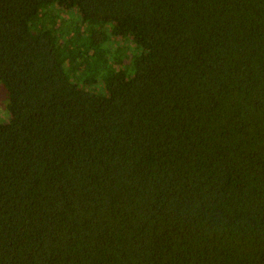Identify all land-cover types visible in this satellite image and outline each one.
I'll list each match as a JSON object with an SVG mask.
<instances>
[{
    "label": "trees",
    "instance_id": "obj_1",
    "mask_svg": "<svg viewBox=\"0 0 264 264\" xmlns=\"http://www.w3.org/2000/svg\"><path fill=\"white\" fill-rule=\"evenodd\" d=\"M0 83V264H264V0H0Z\"/></svg>",
    "mask_w": 264,
    "mask_h": 264
},
{
    "label": "rangeland",
    "instance_id": "obj_2",
    "mask_svg": "<svg viewBox=\"0 0 264 264\" xmlns=\"http://www.w3.org/2000/svg\"><path fill=\"white\" fill-rule=\"evenodd\" d=\"M67 15V14H66ZM114 46V45H113ZM134 46L132 42H126V44H115V65L118 63V60L123 59V63L127 64L130 58L131 53L134 51ZM8 97L6 90L3 85L0 83V123L7 124L8 122V111H7Z\"/></svg>",
    "mask_w": 264,
    "mask_h": 264
}]
</instances>
